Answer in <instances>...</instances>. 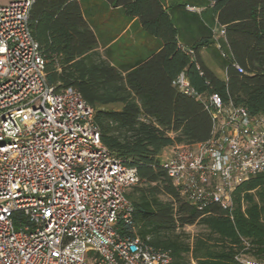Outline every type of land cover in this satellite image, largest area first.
<instances>
[{
	"label": "trees",
	"instance_id": "16d2710c",
	"mask_svg": "<svg viewBox=\"0 0 264 264\" xmlns=\"http://www.w3.org/2000/svg\"><path fill=\"white\" fill-rule=\"evenodd\" d=\"M70 1L50 0L72 9ZM105 1L122 6L127 17L139 16L158 42L146 52L126 47L116 55L114 46L98 52L100 40L89 31L36 34V12L47 0H35L29 29L45 60L46 82L57 92L76 90L94 110L101 143L135 169L137 183L126 193L131 225L120 224L118 232L169 252L172 264H240L238 256L264 262V171L234 187L230 208L213 203L197 210L162 165L165 149L192 148L212 137L213 110L206 108L212 94L225 106L264 117V0H184L168 14L161 0ZM188 4L202 8L200 16L174 18ZM216 28L223 30L217 38ZM215 42L225 79L200 57ZM181 73L201 99L173 85ZM188 226L197 232L188 234Z\"/></svg>",
	"mask_w": 264,
	"mask_h": 264
},
{
	"label": "built area",
	"instance_id": "2783aa9c",
	"mask_svg": "<svg viewBox=\"0 0 264 264\" xmlns=\"http://www.w3.org/2000/svg\"><path fill=\"white\" fill-rule=\"evenodd\" d=\"M34 2L0 6V264H172L169 252L118 232L131 225L135 169L101 143L94 110L76 90L46 82L29 29ZM173 85L201 99L183 73ZM206 108L212 137L196 149L174 146L162 165L197 210L227 209L234 187L264 171V117L217 94Z\"/></svg>",
	"mask_w": 264,
	"mask_h": 264
},
{
	"label": "crops",
	"instance_id": "0c3cea01",
	"mask_svg": "<svg viewBox=\"0 0 264 264\" xmlns=\"http://www.w3.org/2000/svg\"><path fill=\"white\" fill-rule=\"evenodd\" d=\"M183 1L161 0L160 5L162 10L168 14L171 5L180 4ZM70 2H74L76 5L72 9H67L66 5L69 3L55 4L50 0L40 5L34 20L35 33L82 34L86 31L87 34L89 31L92 34H97L100 40L98 52L103 53L107 47L114 46L116 55L119 52L123 53L126 47H137L141 49L140 52H146L152 48L153 44L158 42L156 37L149 35L153 33L145 29L139 16L127 17L122 6H111L105 0H71ZM57 5H60V7H57ZM187 6L193 9H187ZM201 12L202 8L188 4L181 13L175 11L174 18L178 17L179 21H183L185 16H200ZM71 25L74 26L71 27ZM214 34L217 38V35L220 34L219 28L214 30ZM216 47L215 42L211 47L202 49L200 57L203 63L219 78L225 79V69L220 65L213 52ZM196 146H193L192 149H196Z\"/></svg>",
	"mask_w": 264,
	"mask_h": 264
},
{
	"label": "rangeland",
	"instance_id": "374dc122",
	"mask_svg": "<svg viewBox=\"0 0 264 264\" xmlns=\"http://www.w3.org/2000/svg\"><path fill=\"white\" fill-rule=\"evenodd\" d=\"M10 0H0V6H3V5H6L8 4ZM171 154V149H167L165 150V152L163 151L162 153V160H164L165 158H167L169 155ZM198 230V228L195 226V227H186L185 228V232H187L188 234L192 235L194 233H196Z\"/></svg>",
	"mask_w": 264,
	"mask_h": 264
}]
</instances>
